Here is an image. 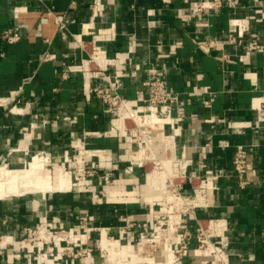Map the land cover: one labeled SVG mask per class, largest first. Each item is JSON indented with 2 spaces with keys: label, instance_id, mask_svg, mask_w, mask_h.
I'll return each instance as SVG.
<instances>
[{
  "label": "crops",
  "instance_id": "obj_1",
  "mask_svg": "<svg viewBox=\"0 0 264 264\" xmlns=\"http://www.w3.org/2000/svg\"><path fill=\"white\" fill-rule=\"evenodd\" d=\"M92 1L0 0V99H6L0 102V166L38 152L60 162L78 141L89 149H111L114 160L127 147L115 137L93 133L109 128L110 114L92 91L105 81L70 69L84 62L94 41L112 60L106 72L120 76L122 95L134 98L151 74L166 78L189 98L184 117L166 128L175 129L176 155L191 159V173L216 176L213 203L189 214L185 231L172 236L177 246L175 236L186 234L187 250L176 259L165 244L153 264H220L200 255L194 237L197 220L210 218L227 228L225 264H264V129L255 124L264 92V0H220L200 13L193 2L201 0H102L96 16ZM16 7L21 8L17 18ZM49 10L63 15L65 29H58ZM237 20L246 28L239 42L229 43V29ZM14 25L21 39L8 44L1 32ZM253 42L261 48L251 47ZM194 90L198 93L190 94ZM209 97L206 106L203 100ZM238 145L248 158L243 188L232 165ZM118 164L107 197L99 182L82 187L80 181L68 191L41 193L32 201L0 197V264L94 263L91 252L56 260L25 252L19 240L26 225L67 228L80 217L89 227H109L117 235L127 217L134 223L133 236H140L145 216L160 207L162 193L143 189L142 168L125 172L127 162Z\"/></svg>",
  "mask_w": 264,
  "mask_h": 264
},
{
  "label": "built area",
  "instance_id": "obj_2",
  "mask_svg": "<svg viewBox=\"0 0 264 264\" xmlns=\"http://www.w3.org/2000/svg\"><path fill=\"white\" fill-rule=\"evenodd\" d=\"M101 4L102 0L92 1V16H96L100 12ZM219 5L220 0H201L193 2L194 11L197 13L205 12ZM20 11V7L14 8L15 18L18 17ZM49 11L52 12L54 22L58 29H65L66 25L63 15L53 12V10ZM245 28L246 26L244 23L238 22V20L237 22H233L232 27L229 29V43L239 42ZM104 31L108 32V29ZM104 31L103 34L105 35ZM1 37L8 44L18 42L21 39L18 25L3 29ZM198 46L200 48H205L207 45L199 44ZM245 47L246 52H248L251 47L257 49L261 48L256 42L251 43V47L249 45ZM87 55V58L81 65L70 67V69L73 71H81L86 78H102L105 81V84L95 86L92 91L100 101L103 111L110 114L109 128L103 132L93 133L96 136L115 137L127 146L121 150L118 158L114 160L113 151L111 149H89L84 142L78 141L74 148L76 151V155H74L75 160L78 162L79 160L82 161L81 167L85 162L90 161L91 167L94 169L91 173H88L90 177L88 183L91 184L92 177L96 175L99 184L104 187L100 190V193L102 196L107 197L105 187L112 183L114 172L119 169L118 163L123 161L127 162V165L123 168L125 172H133L135 168H142L144 170L145 183L148 171L156 169L163 175H161L160 181H158L155 186L151 187L152 190L166 194L170 189L169 195L172 196V200L176 199L182 202L186 201V204L189 203L191 192L184 189V184H186V179H188V181L191 180V174L198 177L200 173H191V159L185 155H181L180 157L176 155L175 129L166 128L167 125L173 126L179 119L184 117L185 103L189 98L181 97L180 92L171 87L166 78L151 74L143 81V88L135 91L134 98H128L119 91L121 87L120 76L115 73L106 72L107 64L112 61L106 57V50L93 41ZM51 57H53V55L46 54L45 56V58ZM91 64H94L95 68L91 69ZM195 93L198 92L194 90L190 94ZM211 100V97L204 99L203 104L209 106ZM149 116H151V120ZM152 116L155 117L154 120ZM209 120L213 121V118ZM255 124L257 127L259 126L264 129V92L259 98ZM89 134L90 133L87 131L84 132L83 135L87 136ZM156 136L160 137V142L157 144L155 143ZM37 154L45 155L42 152H38ZM136 156L139 158L136 159ZM162 160H169L171 162L172 167L169 172H164L165 168L162 166ZM147 162L152 164L149 170H146L145 164ZM232 165L235 176L238 179V184L243 188L248 184L247 150L243 145H238L236 147ZM200 167L207 166L206 164L200 163ZM202 177L201 182H203V184L211 179L212 185L213 179L216 178L212 173L206 176L202 175ZM82 179L84 181L86 180L84 173H82ZM174 179H177V181L174 182ZM200 187L203 189L202 185H200ZM202 194L207 196L206 193ZM194 195L196 196L197 193L195 192ZM123 196H126V194H123ZM212 203L213 196L210 203L206 201L202 204H194L192 213L196 210H194V208H203ZM122 219L125 224L118 228L120 237L126 232V229L134 225L130 218L124 217ZM143 227V231H146V223L143 224ZM79 229V225L67 228H53L49 224L35 227L26 225L22 228L19 246L27 253H39L43 257H52L53 260H56L57 256L64 254L68 257L77 256L75 253L70 254L64 252V245H72L69 249L70 251L73 246L79 245V238L73 236L74 231H76L75 234H79ZM94 229H96V227H91L89 230ZM97 229L100 230V234L102 229L105 230L106 236L111 234L109 227H97ZM226 229L225 223L218 218H210L205 220V222L197 220V228L194 237L200 255L206 258H217L220 264H225L228 259L225 249L229 245ZM185 236L186 234L179 238L177 244H180V246L172 251L173 253H178L176 259L187 250V244L184 241ZM187 236H190V234H187ZM120 237L114 240L119 243ZM110 238H114L113 234H111ZM133 240L134 238L132 236L128 242H132ZM91 250L92 248L88 249V251Z\"/></svg>",
  "mask_w": 264,
  "mask_h": 264
},
{
  "label": "rangeland",
  "instance_id": "obj_3",
  "mask_svg": "<svg viewBox=\"0 0 264 264\" xmlns=\"http://www.w3.org/2000/svg\"><path fill=\"white\" fill-rule=\"evenodd\" d=\"M74 155H76L75 150L70 152L68 155H64L63 159L60 162L54 161L49 156L46 157L47 155H39V157H42L45 160V169H43L41 173L43 175L49 173L52 179L53 188L46 192L58 191L57 176H59L60 170H58L57 168L60 165H62V167L64 168V173L65 172L68 173L66 176L68 179L72 180V182L73 181L83 182L84 185L82 183H80L79 185L82 187H84L87 184H90L88 183V179L90 178L88 176V173H91L94 170L91 167V162L90 161L85 162V164L81 167L82 161L81 160H79V162L76 161ZM145 165H146V170H149L152 167V164L149 162H147ZM82 173H84L86 176V180H85L86 182L82 179ZM95 177L96 175L92 177V183H91L92 185L98 182L97 177L96 178ZM202 178H203L202 174H199L198 177H195L193 174H191V180L188 181V179H186V191L191 192V195L189 196L190 202L187 204L186 201L182 202L176 199L172 200V196L169 195L170 189L167 191V194H161L162 196L160 198V207H158L156 211L150 213L147 218L145 216V219L141 224V226L142 228H144L143 224L146 223V231H143L142 229L141 234L138 237H134L132 234V229L134 227L133 225L128 229H126V232L122 234V237H120L119 234L117 235L114 234L112 229H110V233L113 234L114 236V238L111 239L110 238L111 234L104 236L103 234H105V232L102 231L101 232L102 235H101L100 230H98L97 227L94 230H89L91 227L85 224V221L81 220L79 217V220L76 224L79 225L80 228L79 234H75L76 231H74V235H73L74 237L79 238L80 240L79 245L73 246L71 251L69 249L70 247H72V245H68V246L64 245L65 246L64 252L70 254L75 253L77 257L85 255L86 252L87 253L91 252L95 260L93 264H123V263L129 264L131 261L132 263L130 264L133 263L153 264L154 261L153 257L158 253L163 252L164 249L163 245L167 244L171 251L176 250L180 246V244L177 243H176L177 246L172 245L173 244L172 236H174V234H176L177 232H180V230L184 229L183 225L186 224V217L189 216V214H192V210H193L192 207L194 206V204H196L194 200L195 198H197V195L195 196L194 194L195 192L198 193V191L201 189L200 185H203V182H201ZM176 181L177 179H174V182ZM142 183L144 187L143 189H146L151 192L153 191L151 187L145 186V179L143 180ZM71 187L69 189H71ZM46 192H42V193H46ZM40 195L41 193H30V194L28 193L22 196L25 197L28 201H32L35 199L36 196H40ZM106 196H107V187H106ZM195 209H199V207L194 208V210ZM131 222L133 221L131 220ZM98 227L101 228L102 226H98ZM100 235L102 236V238H107L105 240L109 243V246L107 245L108 249L106 248V246L102 245ZM183 235H184L183 233L180 235L177 234V236H175V242H177L179 238H181ZM132 236L134 240L132 242H128V240ZM119 237H120V242L118 243L116 240L114 242V239H118ZM139 246H141V248H139ZM90 248H92V250L88 251V249ZM113 252L115 254H113ZM174 254L176 256L178 255V253H174ZM107 258H109V260H107ZM111 258L113 259L111 260ZM127 259L128 260L130 259L129 262Z\"/></svg>",
  "mask_w": 264,
  "mask_h": 264
},
{
  "label": "bare ground",
  "instance_id": "obj_4",
  "mask_svg": "<svg viewBox=\"0 0 264 264\" xmlns=\"http://www.w3.org/2000/svg\"><path fill=\"white\" fill-rule=\"evenodd\" d=\"M5 101H6L5 98L0 99V102L2 103ZM149 119L151 120V116H149ZM152 119L154 120L155 117L152 116ZM101 158H102V155H101ZM137 158L139 157L136 156V159ZM161 163H162V166L165 168L164 172H169L172 167L171 162L169 160H162ZM43 169H45V160L42 157H39V155L37 154H32L31 156L27 158H23L22 160H19L13 163H7V164L1 165L0 166V197L5 198V197H12V196H22L28 193L29 194L30 193H42V192L51 190L53 188L51 175L49 173H46L45 175H43L41 173ZM57 169L60 170L59 176H57L58 177L57 189L58 191H68L69 188L73 185V182L72 180L67 178L66 175L68 173L66 172L64 173V168L62 167V165L58 166ZM161 175L163 174L158 172L156 169L150 170L147 174V179H146V182H147L146 184L148 185V187L155 186L156 183L160 181ZM202 186H203V189H200L198 191L197 198H195L194 200L196 204H202L206 201L210 203L212 200L213 185H212L211 179L207 183L203 184ZM202 193H206L207 196L203 195ZM101 235H100L101 243L107 248V245L109 246V243L105 240L107 238H102ZM103 235L105 236V234ZM127 246H128V243H127ZM139 248H141V246H139ZM113 254L115 253L113 252ZM130 255H133V254H130ZM113 258H111V260ZM170 259H171V256L169 257V260ZM107 260H109V258H107ZM130 263H132V261Z\"/></svg>",
  "mask_w": 264,
  "mask_h": 264
}]
</instances>
